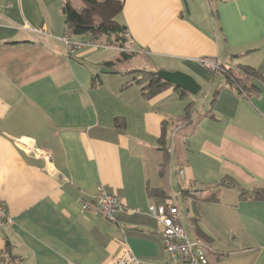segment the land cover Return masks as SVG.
Here are the masks:
<instances>
[{"label": "crops", "instance_id": "obj_1", "mask_svg": "<svg viewBox=\"0 0 264 264\" xmlns=\"http://www.w3.org/2000/svg\"><path fill=\"white\" fill-rule=\"evenodd\" d=\"M64 3L0 0V198L14 218L0 226V264L8 246L14 264H113L124 246L162 263L149 207L183 193L234 215L214 235L197 228L219 264H264V0H119L110 28L77 8L95 27L77 33ZM65 35L92 47L69 55ZM160 69L191 74L201 91H156ZM99 186L121 199L115 221L82 211ZM220 192L237 193L234 212Z\"/></svg>", "mask_w": 264, "mask_h": 264}, {"label": "built area", "instance_id": "obj_2", "mask_svg": "<svg viewBox=\"0 0 264 264\" xmlns=\"http://www.w3.org/2000/svg\"><path fill=\"white\" fill-rule=\"evenodd\" d=\"M62 40L69 55H74L78 49L86 45H92L91 42L75 41L68 35L63 36ZM199 62L214 73L226 72L228 69L217 59L201 57ZM45 157L47 160L52 159L50 153H47ZM121 206V199L115 193L99 186L97 194L92 199L82 202V211L100 214L106 219L115 221ZM149 213L163 226L162 243L167 256L166 260L162 263L145 261L134 255L130 248L124 246L113 264H210L205 246L189 234L176 196L170 198L164 205H151ZM13 223L14 218L7 202L0 198V226Z\"/></svg>", "mask_w": 264, "mask_h": 264}, {"label": "rangeland", "instance_id": "obj_3", "mask_svg": "<svg viewBox=\"0 0 264 264\" xmlns=\"http://www.w3.org/2000/svg\"><path fill=\"white\" fill-rule=\"evenodd\" d=\"M71 1L73 4L77 6L78 9L80 8L81 11L87 9L86 13L91 14L88 17H90L91 19L93 18L95 26H99L100 24H102L110 28L111 25L109 24V22H110V18H112L111 15L113 14V10L115 8L114 4L115 3L117 4L119 0H116V1L114 0H92V3L98 6L96 7V10H98L97 13L92 12L91 7L86 6L87 0L86 1L71 0ZM106 8H109V9H106ZM91 41L96 42L95 40H91ZM98 43L102 44V41L99 40ZM88 47H92V46L89 45ZM109 48L112 49L111 47H104V48H100V49L97 48V49L98 51L99 50L105 51V50H110ZM114 52L116 53V55L120 54V56L122 57L120 51L115 50ZM113 59L114 61L117 62V65L120 69H125V67L127 66V63L130 66L133 65L134 68H139L141 66L139 57L132 56L129 62H126V60L124 59L118 60L116 59L115 56L113 57ZM147 63H149V61ZM202 94L203 92H201L199 96ZM178 167L179 166L177 165L175 169H178ZM181 172L183 173V171ZM175 188H176V191L178 192V188L177 187ZM197 195H198V199L196 198L197 200H194L193 198H191L187 193H183L178 196V202L180 204V208L183 213L184 223L191 237L199 239L201 244L205 246L204 248L207 253V257L210 261V264H219V258H217V255L219 254V250L216 249V246L208 247L210 245L209 242L198 234L197 228L199 229L198 226L200 225L202 228L206 230V232L212 233L214 235L213 225H220L222 230H226L229 227L233 228L234 226H236L235 218H234V215L232 216L231 213L229 214L228 212H223L221 209L222 207H219L222 205H216L212 202L207 201L206 199L211 194H206L207 196H201L200 194H197ZM217 196L220 197L225 203L230 204L229 207H225V208H228V210H231V212H234L233 209H231L233 208L231 206L234 205L233 203H235V198H238L237 193L235 194V193L220 192L219 194H217ZM202 212L204 213V216H201Z\"/></svg>", "mask_w": 264, "mask_h": 264}, {"label": "trees", "instance_id": "obj_4", "mask_svg": "<svg viewBox=\"0 0 264 264\" xmlns=\"http://www.w3.org/2000/svg\"><path fill=\"white\" fill-rule=\"evenodd\" d=\"M120 2L122 5L124 3V0H120ZM63 12L66 15L67 26H68V28L73 30L72 31L73 33H77L78 31H80L82 29H88L89 31H92L95 28L94 26L89 25L85 22L82 13L77 8L72 6L68 0H65V3L63 6ZM122 54L125 55V51H122ZM250 69H252V68H250ZM150 73H153L154 75H156L155 71H150ZM246 73L253 75V76L260 77V74L256 70H253V69L247 71ZM157 78H158V80L159 79L161 80L160 77H157ZM169 85H171V84L162 80V83L156 84V87H157L156 91H160L162 88H164L165 86H169ZM236 85L238 87H240L238 85V83ZM175 89H178L182 95L186 93V91H183L178 87H176ZM162 139H164V135L162 136ZM261 192L263 195L260 198H264V189ZM256 193H258V191ZM161 236H162V234H161ZM4 258L8 264H14L16 262L17 259H16V256L11 251V246H8L7 250L5 251V257Z\"/></svg>", "mask_w": 264, "mask_h": 264}, {"label": "water", "instance_id": "obj_5", "mask_svg": "<svg viewBox=\"0 0 264 264\" xmlns=\"http://www.w3.org/2000/svg\"><path fill=\"white\" fill-rule=\"evenodd\" d=\"M156 76L175 87L192 93L193 95H197L201 91V85L199 82L191 74L184 71L160 69L156 72Z\"/></svg>", "mask_w": 264, "mask_h": 264}, {"label": "flooded vegetation", "instance_id": "obj_6", "mask_svg": "<svg viewBox=\"0 0 264 264\" xmlns=\"http://www.w3.org/2000/svg\"><path fill=\"white\" fill-rule=\"evenodd\" d=\"M155 77H158V76L155 75Z\"/></svg>", "mask_w": 264, "mask_h": 264}]
</instances>
